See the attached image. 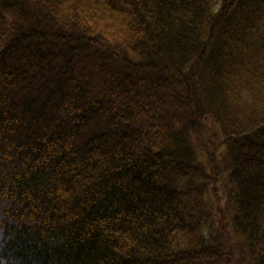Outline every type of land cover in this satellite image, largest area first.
Segmentation results:
<instances>
[{"label": "trees", "instance_id": "1", "mask_svg": "<svg viewBox=\"0 0 264 264\" xmlns=\"http://www.w3.org/2000/svg\"><path fill=\"white\" fill-rule=\"evenodd\" d=\"M0 264H264V0H0Z\"/></svg>", "mask_w": 264, "mask_h": 264}]
</instances>
